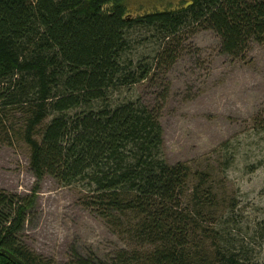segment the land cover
I'll use <instances>...</instances> for the list:
<instances>
[{
	"label": "trees",
	"instance_id": "1",
	"mask_svg": "<svg viewBox=\"0 0 264 264\" xmlns=\"http://www.w3.org/2000/svg\"><path fill=\"white\" fill-rule=\"evenodd\" d=\"M129 12L126 0H0V141L29 147L38 184L51 177L91 193L87 206L130 244L109 262L69 264H254L233 238L246 235L237 201L218 206L212 171L169 164L160 109L126 92L174 67L194 30L213 32L223 54L243 61L264 45V0ZM222 154L227 175L239 153L229 141ZM38 190H0V264H16L3 250L44 264L22 239Z\"/></svg>",
	"mask_w": 264,
	"mask_h": 264
},
{
	"label": "rangeland",
	"instance_id": "2",
	"mask_svg": "<svg viewBox=\"0 0 264 264\" xmlns=\"http://www.w3.org/2000/svg\"><path fill=\"white\" fill-rule=\"evenodd\" d=\"M126 1L129 14H137L174 8L182 0ZM183 41L184 52L174 67L126 94L160 109L169 164H188L194 173L212 171L218 206L225 201L229 209L237 201L235 215L246 235L232 231L233 238L245 244L254 264H264V45L252 44L240 61L222 53L213 32L194 30ZM229 141L239 155L223 175L222 146ZM197 184L192 177L188 198ZM36 187L22 239L44 264H69L77 256L109 262L130 249L119 230L87 206L91 193L62 187L51 177L38 184L29 147L20 139L0 141V190L26 197Z\"/></svg>",
	"mask_w": 264,
	"mask_h": 264
},
{
	"label": "water",
	"instance_id": "3",
	"mask_svg": "<svg viewBox=\"0 0 264 264\" xmlns=\"http://www.w3.org/2000/svg\"><path fill=\"white\" fill-rule=\"evenodd\" d=\"M2 253L5 254V255H7L9 257V259H11L16 264H25L23 261H21L16 256L12 255L11 253H9L7 251H4L3 250Z\"/></svg>",
	"mask_w": 264,
	"mask_h": 264
}]
</instances>
